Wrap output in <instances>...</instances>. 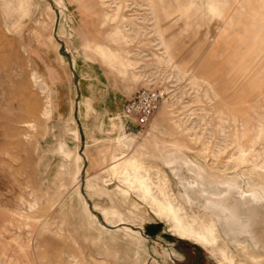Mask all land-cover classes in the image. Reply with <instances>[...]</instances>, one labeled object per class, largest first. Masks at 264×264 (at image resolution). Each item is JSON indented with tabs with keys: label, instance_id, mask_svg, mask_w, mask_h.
Segmentation results:
<instances>
[{
	"label": "rangeland",
	"instance_id": "374dc122",
	"mask_svg": "<svg viewBox=\"0 0 264 264\" xmlns=\"http://www.w3.org/2000/svg\"><path fill=\"white\" fill-rule=\"evenodd\" d=\"M57 1L0 0V264H222L210 248L172 231L170 220L113 175L110 124L117 117L124 123L135 140L133 156L151 166L153 194L165 181L173 198L170 170L180 165L185 176L194 168L190 162L201 175L236 173L259 182L264 0ZM87 44L106 55L96 57ZM84 50L91 57L86 62ZM147 87L157 88L162 100L139 127L120 111L136 89ZM210 179L201 186L213 194ZM107 191L119 211L130 209L124 199L135 202L132 218L143 225L115 221L116 207L104 212ZM182 215L195 230L210 223L195 209ZM255 217L260 226L245 241L253 249L258 235L262 249L264 214ZM254 249L264 259V249ZM231 251L235 264L252 263L244 251Z\"/></svg>",
	"mask_w": 264,
	"mask_h": 264
},
{
	"label": "bare ground",
	"instance_id": "6f19581e",
	"mask_svg": "<svg viewBox=\"0 0 264 264\" xmlns=\"http://www.w3.org/2000/svg\"><path fill=\"white\" fill-rule=\"evenodd\" d=\"M57 4L59 6H64L63 1L60 0L57 1ZM49 11H50L49 8L46 7L45 12L48 19L50 18ZM58 32L60 34L64 33L62 24L60 25ZM163 45H164L165 56L167 57L168 60H170L171 56L168 53V47L166 46L165 43H163ZM85 50H87L88 52H94V55L100 58L106 55L107 53V50H105L104 48L91 44H87L85 46ZM85 50L81 53L82 60L84 62L88 61L89 58H91L90 54ZM117 118L115 123L110 124V128H111L110 131L113 133V137L108 139V143L113 148V152L108 153L111 162L110 170L113 173V175L119 176L118 178L120 180L122 179V184L126 185L128 190L129 189L134 190V192L136 190V192H138L139 198L142 200V202L145 205H151L155 207L156 215L160 219L163 218L170 220L171 221L170 227L172 228V231L180 235L191 237L197 245L201 244L204 247L210 248V253H212L211 255L214 256L218 254L220 257V261H222V264H235L236 262L235 256H233L232 254L230 255V253H232L231 250L233 248L234 250L236 248L239 251L242 252L244 251L246 257L248 258V260H250L249 262H252L251 264H264L263 261H261L264 259H262L261 256L254 251L255 250L254 248L258 249L259 245L260 244L262 245V243H260L262 237L261 239H259L260 237L256 235L254 237L255 239H252L254 241L251 244L254 250L249 249L245 241L249 236V234H251L252 232L254 236L256 228L260 226L258 225L259 223H257L258 220L255 222L254 220H252V218L260 214L261 215L264 214V185H263L264 174L262 175L263 177L262 179L258 177L260 180L257 183L254 182L256 181L254 180L255 179L254 176L248 177V175H244V174L238 176L235 173L234 174L235 176H233L232 178L231 177L224 178L223 175H219L217 173L209 171V173L208 174L206 173L205 176V175H201V173H204L205 171L200 170L201 173L199 174L197 169H199L200 167L198 165L196 166V164H193L192 162L189 161L190 164H188V162H186V164H188L190 167L191 166L194 167L196 170H194L193 168V170H190L188 174L185 173L186 175L184 176L181 171L180 165L178 168H176L175 167L176 165H174V159H172L173 157H170L172 159L171 163H169L170 167L174 165V167H172L173 170H170L172 172V174L170 173V175H172V178L174 176L175 181L177 183V186H175L176 189L173 190L172 193L173 198H171V196L166 192L168 186L165 181H161L160 186L156 189L157 193L153 194L151 185L149 184L150 182L149 169L151 168V166L142 163V161H140L137 156L136 157L133 156V152H135L137 149L135 145V140L129 138L130 135H127L126 132L124 131V127H123L124 123H122ZM69 130L70 133L72 134V137L76 141H78V133L76 128H71ZM150 137L151 134L148 132L146 135H144V140L150 139ZM88 147L89 145H86V148ZM58 149L60 155H63L65 158L69 156V153L67 154V150L63 142H60ZM171 152H173V147ZM167 156L169 157L170 154H167ZM161 158L167 159L165 158V154L163 155V157L159 158V161H161L160 160ZM72 160L74 166L76 167L75 168L76 172H78L79 171L78 158L73 156ZM166 165H168V162ZM256 168H259V166ZM261 168L264 167H260V169ZM159 172L157 171L158 178H160ZM262 173H264V169L262 170ZM206 178L212 179L213 182L211 181L210 184L215 183L213 184V186L215 187V191H213L214 192L213 194L209 193L208 190L204 188L205 186H201V184L203 183L204 180H206ZM243 183L245 184L247 183L248 187L245 188L244 186V188L242 189V186L240 187V185H243ZM89 185L91 186V183H89ZM108 196L109 193L107 191L105 192L103 197H106L107 202H109V205L103 207L105 208V210L103 211L118 212L119 210L117 209L116 205L112 203V201L109 199ZM125 201L127 204L126 207L129 206L130 209L131 208L133 209V207L135 206L134 205L135 202L132 201L129 202L128 199H124L122 202L125 203ZM114 207H116L118 211ZM130 209L128 211L125 209L124 210L122 209V211L120 210L118 214L119 217L118 218L117 216L114 217V219L117 218L115 219V221L129 222L132 224L137 223L138 226L141 227L144 223L143 220L133 219ZM186 209L188 210L195 209L197 211H200L204 215V218L205 216L206 218L207 217L210 218V223H207L201 229L198 230L193 229V226L188 222H186L183 218L182 212L185 211ZM199 215L201 216V214ZM241 216H243L244 221L240 225V222H238L237 220L238 217L240 218ZM252 229L254 231H252ZM237 234L241 235L242 238H240L241 236L240 237L237 236ZM249 237H251V235ZM130 239L132 240L133 238L131 237ZM248 239L252 241L250 238ZM137 242L139 243L140 240ZM137 242L135 243L137 244ZM131 244L134 243L131 242ZM230 245H232V247ZM259 249L261 252V250L264 248L262 247V249L261 248ZM168 254H170V252ZM166 257L167 255L165 256L164 254H161L162 259ZM238 264H243V263L239 262Z\"/></svg>",
	"mask_w": 264,
	"mask_h": 264
},
{
	"label": "built area",
	"instance_id": "2783aa9c",
	"mask_svg": "<svg viewBox=\"0 0 264 264\" xmlns=\"http://www.w3.org/2000/svg\"><path fill=\"white\" fill-rule=\"evenodd\" d=\"M161 94L157 88H138L125 100L121 107V116L139 127L147 125L157 109Z\"/></svg>",
	"mask_w": 264,
	"mask_h": 264
},
{
	"label": "trees",
	"instance_id": "16d2710c",
	"mask_svg": "<svg viewBox=\"0 0 264 264\" xmlns=\"http://www.w3.org/2000/svg\"><path fill=\"white\" fill-rule=\"evenodd\" d=\"M146 227H148L147 225H146ZM152 233H154V232H152ZM151 234V233H150Z\"/></svg>",
	"mask_w": 264,
	"mask_h": 264
},
{
	"label": "crops",
	"instance_id": "0c3cea01",
	"mask_svg": "<svg viewBox=\"0 0 264 264\" xmlns=\"http://www.w3.org/2000/svg\"><path fill=\"white\" fill-rule=\"evenodd\" d=\"M59 1V0H58ZM57 3V2H56Z\"/></svg>",
	"mask_w": 264,
	"mask_h": 264
}]
</instances>
